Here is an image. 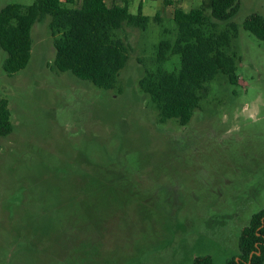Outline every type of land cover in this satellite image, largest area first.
<instances>
[{
	"label": "rangeland",
	"instance_id": "rangeland-1",
	"mask_svg": "<svg viewBox=\"0 0 264 264\" xmlns=\"http://www.w3.org/2000/svg\"><path fill=\"white\" fill-rule=\"evenodd\" d=\"M33 1L0 0V9ZM105 1L151 17L145 29L115 32L129 58L113 89L54 68L48 17L31 28L24 69L5 73L0 49L13 125L0 137V264H191L203 255L226 264L264 207V41L242 27L264 15V0H239L228 49L236 83L213 79L185 125L159 122L138 82L156 43L173 38L174 9L201 0Z\"/></svg>",
	"mask_w": 264,
	"mask_h": 264
},
{
	"label": "trees",
	"instance_id": "trees-1",
	"mask_svg": "<svg viewBox=\"0 0 264 264\" xmlns=\"http://www.w3.org/2000/svg\"><path fill=\"white\" fill-rule=\"evenodd\" d=\"M168 1L166 0V3ZM239 0H201L185 11L175 8L173 38L163 37L154 46L152 67H144L139 88L158 112L159 122L175 119L185 125L203 96L208 84L218 75L236 83V61L228 52L238 26L232 18ZM46 17L53 39V66L102 89H113L129 55L128 47L115 32L123 24L145 29L151 20L141 5L136 14L126 2L108 4L104 0H34L32 4L9 3L0 9V49L6 57L2 69L12 75L24 69L31 54V28ZM159 20L158 14L154 16ZM217 22L226 29L217 30ZM244 30L264 41V15L249 14ZM163 35L167 33L162 30ZM165 36V35H164ZM173 56L178 67L165 68ZM13 125L5 99H0V137L10 134ZM191 264H214L208 255L196 256ZM226 264H264V207L252 214L241 229L238 254Z\"/></svg>",
	"mask_w": 264,
	"mask_h": 264
},
{
	"label": "crops",
	"instance_id": "crops-1",
	"mask_svg": "<svg viewBox=\"0 0 264 264\" xmlns=\"http://www.w3.org/2000/svg\"><path fill=\"white\" fill-rule=\"evenodd\" d=\"M77 1H80V0H77ZM105 1V0H104ZM106 2V1H105ZM139 6V5H138ZM141 10H142V6H141ZM148 16V15H147Z\"/></svg>",
	"mask_w": 264,
	"mask_h": 264
}]
</instances>
